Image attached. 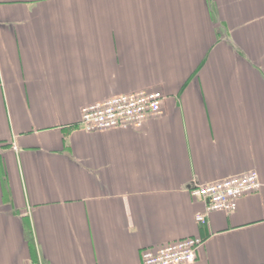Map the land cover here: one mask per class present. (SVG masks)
<instances>
[{
	"label": "crops",
	"instance_id": "0c3cea01",
	"mask_svg": "<svg viewBox=\"0 0 264 264\" xmlns=\"http://www.w3.org/2000/svg\"><path fill=\"white\" fill-rule=\"evenodd\" d=\"M157 90L140 130L87 134L81 109ZM264 184V0H0V264H264V186L232 214L195 187Z\"/></svg>",
	"mask_w": 264,
	"mask_h": 264
},
{
	"label": "built area",
	"instance_id": "2783aa9c",
	"mask_svg": "<svg viewBox=\"0 0 264 264\" xmlns=\"http://www.w3.org/2000/svg\"><path fill=\"white\" fill-rule=\"evenodd\" d=\"M167 99L161 91L140 90L86 105L80 112L79 130L87 134L140 130L163 114ZM261 188L257 172L195 187L190 191L191 197L205 202V209L195 216V222L205 226L213 213H234L242 199L257 194ZM204 244L200 237H188L156 250L145 249L141 254L142 264H192Z\"/></svg>",
	"mask_w": 264,
	"mask_h": 264
},
{
	"label": "rangeland",
	"instance_id": "374dc122",
	"mask_svg": "<svg viewBox=\"0 0 264 264\" xmlns=\"http://www.w3.org/2000/svg\"><path fill=\"white\" fill-rule=\"evenodd\" d=\"M260 177V176H259ZM260 183H261V185H262V187L264 186V184L262 183V181H261V179H260Z\"/></svg>",
	"mask_w": 264,
	"mask_h": 264
}]
</instances>
